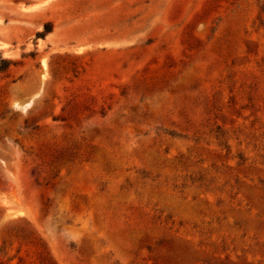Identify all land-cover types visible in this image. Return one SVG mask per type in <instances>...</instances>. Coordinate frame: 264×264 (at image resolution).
<instances>
[{
    "label": "rangeland",
    "instance_id": "374dc122",
    "mask_svg": "<svg viewBox=\"0 0 264 264\" xmlns=\"http://www.w3.org/2000/svg\"><path fill=\"white\" fill-rule=\"evenodd\" d=\"M263 4L0 0V264H264Z\"/></svg>",
    "mask_w": 264,
    "mask_h": 264
},
{
    "label": "trees",
    "instance_id": "16d2710c",
    "mask_svg": "<svg viewBox=\"0 0 264 264\" xmlns=\"http://www.w3.org/2000/svg\"><path fill=\"white\" fill-rule=\"evenodd\" d=\"M262 8H263V11H264V4H263V7H262ZM47 30H48V29H47ZM4 62H5V59L2 58V59H1V66H0V69L2 68V63H4Z\"/></svg>",
    "mask_w": 264,
    "mask_h": 264
}]
</instances>
